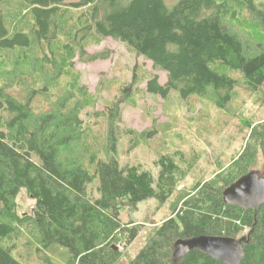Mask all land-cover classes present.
<instances>
[{"label": "trees", "instance_id": "1", "mask_svg": "<svg viewBox=\"0 0 264 264\" xmlns=\"http://www.w3.org/2000/svg\"><path fill=\"white\" fill-rule=\"evenodd\" d=\"M17 1L0 0V264H116L119 245L140 231L122 221V210L151 197L166 202L188 173L168 155L157 161V178L141 165L121 167L120 101L134 102V87L145 81L150 94L167 98L177 90L184 100L208 97L221 109L240 82L258 89L264 0ZM109 37L167 72L166 83L135 67L132 80L120 84L121 96L96 108L100 98L81 83L75 59H106L109 49L88 47ZM127 133L139 143L155 130ZM194 191L150 231L130 264H176L177 240L237 237L245 227L251 231L239 264H264V203L244 213L223 201L221 189L198 182ZM23 192L34 201L30 211L20 212ZM179 264L225 263L193 250Z\"/></svg>", "mask_w": 264, "mask_h": 264}, {"label": "rangeland", "instance_id": "2", "mask_svg": "<svg viewBox=\"0 0 264 264\" xmlns=\"http://www.w3.org/2000/svg\"><path fill=\"white\" fill-rule=\"evenodd\" d=\"M166 1L172 5L179 0ZM257 31L261 33L259 29ZM105 49L110 50V56L106 59L89 62L75 59L81 83L100 98L96 108H102L121 96L120 84L132 80L135 67L141 76L155 73L159 75L161 84L166 83L167 72L154 67L151 60L130 50L123 41L109 37L100 45L88 47L91 53ZM231 73L237 79H242L241 72ZM137 85L138 89L134 87L137 91L134 102L120 101L122 122L117 154L121 167L141 165L157 178L161 170L157 161L163 155H168L181 166L182 173H188L166 202L151 197L140 201L136 208L128 206L122 210V221H132L140 227V231L129 245H119L123 251L116 264H130L145 244L150 231L183 209L184 201L195 192L194 187L198 182L212 181L219 186L222 175L232 171L240 173L243 164L240 166V162L236 161L233 166L231 161L235 156H241L249 143L253 144L254 149L251 157L245 160L248 162L245 170L264 175V84L251 90L240 82L224 109L216 106L208 97L191 95L184 100L177 90H172L167 98H163L150 94L146 81ZM85 115L86 112L83 117ZM253 127L258 132V137L254 139L251 137ZM105 128L104 121L97 130L102 133ZM129 129L138 132L151 129L155 130V134L136 143L133 136L127 133ZM18 201L20 212L33 208L34 201L25 192L20 194ZM175 207L177 210H174Z\"/></svg>", "mask_w": 264, "mask_h": 264}, {"label": "water", "instance_id": "3", "mask_svg": "<svg viewBox=\"0 0 264 264\" xmlns=\"http://www.w3.org/2000/svg\"><path fill=\"white\" fill-rule=\"evenodd\" d=\"M226 199L244 208L252 207L255 213L264 203V178H259L255 172L249 173L234 182L226 191ZM229 197H233L229 200ZM179 242H182L181 244ZM243 239L232 237L202 236L180 240L177 245H183L180 253L188 248L198 247L217 259L228 261L229 264H239L244 256ZM177 261L179 254H175Z\"/></svg>", "mask_w": 264, "mask_h": 264}, {"label": "flooded vegetation", "instance_id": "4", "mask_svg": "<svg viewBox=\"0 0 264 264\" xmlns=\"http://www.w3.org/2000/svg\"><path fill=\"white\" fill-rule=\"evenodd\" d=\"M246 154H247V147H245L244 151L241 153V156H235V159L233 161H231V165L234 166V164L236 163V161H239L240 163L238 165H242L241 166V171H239L240 173L236 174L235 171H232L230 174H224L221 176V180H222V184L217 186L214 182L212 181H204L203 183H201V186H205V185H211L212 187H216L218 189H221V195H222V198H223V201L229 205V206H233V207H236V208H239V209H242V211L245 213V212H249L251 210H254V208L252 207H247V208H244L243 206L241 205H237L235 203H231L229 201H227V197H226V191L227 189L234 183L236 182L239 178L249 174V173H252V172H255L257 174V176L259 178H264V175L262 174H259L258 172L256 171H247L245 170V167L247 165V161L245 162L246 160ZM209 183H212V184H209ZM194 193V192H193ZM200 198L203 199V202L207 203L208 205L211 204V202H209L208 200L206 201L207 197L204 195V192L200 195ZM233 197H229V200H232ZM234 200V199H233ZM263 204V203H262ZM261 204V205H262ZM204 205V204H203ZM212 205V204H211ZM260 207V206H259ZM255 211V210H254ZM250 228L249 227H245V230L243 231V233L237 237H234V238H237V239H243V242H242V246L244 248V243L249 239V236H250ZM202 236H218V237H232L233 236H227V235H207V234H201V235H194V236H190V237H186V238H181L179 240L176 241L175 243V250H174V257H175V260H176V264H179V261H180V258L182 257H185L187 256L190 252H192L193 250H198L200 252H204L206 254H208L206 251H204L203 249L201 248H198V247H192V248H188L187 251L183 254V253H180L181 250H183V245H181L180 247L177 245V242L180 241V240H187V239H191V238H195V237H202ZM180 244L182 242H179ZM179 254V257H178V261H177V258H176V255L175 254ZM210 255V254H208ZM211 257H213L212 255H210ZM214 259L216 260H219V261H222L224 262L225 264H229L228 261H225V260H222V259H217L215 257H213Z\"/></svg>", "mask_w": 264, "mask_h": 264}, {"label": "bare ground", "instance_id": "5", "mask_svg": "<svg viewBox=\"0 0 264 264\" xmlns=\"http://www.w3.org/2000/svg\"><path fill=\"white\" fill-rule=\"evenodd\" d=\"M12 1V0H11ZM17 1V0H16ZM19 2H21V1H19ZM16 3V2H15ZM17 3H18V1H17ZM28 3V2H27ZM11 4V3H10ZM1 6H2V4H0ZM17 5V4H16ZM5 6V5H4ZM3 6V7H4ZM20 6V5H19ZM25 6H27V5H25ZM13 7V6H12ZM16 7V6H15ZM12 9V8H11ZM16 10V9H15ZM3 11V10H2ZM11 11V10H10ZM83 11V10H82ZM17 13H20V12H17ZM68 13V12H67ZM4 48V47H3ZM61 56V55H60ZM58 58V57H57ZM59 59H60V57H59ZM107 116V115H106ZM110 120H111V117H110ZM112 121V120H111ZM86 152V151H85ZM86 158V157H85Z\"/></svg>", "mask_w": 264, "mask_h": 264}]
</instances>
